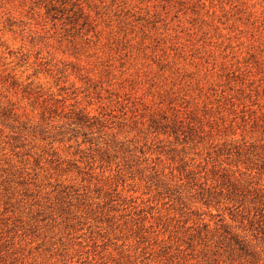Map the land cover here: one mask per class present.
<instances>
[{
  "label": "rangeland",
  "instance_id": "1",
  "mask_svg": "<svg viewBox=\"0 0 264 264\" xmlns=\"http://www.w3.org/2000/svg\"><path fill=\"white\" fill-rule=\"evenodd\" d=\"M0 264H264V0H0Z\"/></svg>",
  "mask_w": 264,
  "mask_h": 264
}]
</instances>
